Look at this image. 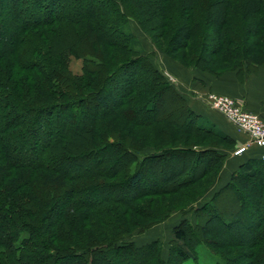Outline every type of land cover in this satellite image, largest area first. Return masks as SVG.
<instances>
[{"label":"trees","instance_id":"obj_1","mask_svg":"<svg viewBox=\"0 0 264 264\" xmlns=\"http://www.w3.org/2000/svg\"><path fill=\"white\" fill-rule=\"evenodd\" d=\"M129 18L182 66L264 68V0H0L14 30L0 141L37 139L0 150V264H264L263 150L208 193L233 139L189 108ZM172 212L192 219L164 258L157 238L130 239Z\"/></svg>","mask_w":264,"mask_h":264},{"label":"crops","instance_id":"obj_2","mask_svg":"<svg viewBox=\"0 0 264 264\" xmlns=\"http://www.w3.org/2000/svg\"><path fill=\"white\" fill-rule=\"evenodd\" d=\"M161 66L171 74V84L176 91L184 98L189 108L197 114L204 115L217 127L233 139V150L247 142L245 134L238 132L228 123L221 114L208 108L202 100V96L207 91L226 94L232 97L242 108L256 113L264 124V68L257 66L254 71L242 70L237 73L236 69L225 70L218 75H213L206 71L199 70L192 66H182L177 61L171 59L164 53L157 54L156 57ZM158 67H161L157 65ZM166 73V72H165ZM260 150L253 144L247 143L243 152L228 155L221 168L219 177L211 187L216 188L223 185L229 172L240 162L249 157H256ZM223 169V171H222Z\"/></svg>","mask_w":264,"mask_h":264},{"label":"rangeland","instance_id":"obj_3","mask_svg":"<svg viewBox=\"0 0 264 264\" xmlns=\"http://www.w3.org/2000/svg\"><path fill=\"white\" fill-rule=\"evenodd\" d=\"M77 1H80V0H77ZM76 4H77V2L75 3V5ZM128 24H129V28L131 29V31L138 38L140 45H141V48H142V52L143 53L148 52L150 60L153 62L154 65H156L155 63H156V59H157L156 58L157 54H159V53L162 54V52L150 42L147 35L139 29V27L135 21H133L131 18H129ZM212 28H213L212 26H209V28L206 29V31L211 34L213 32ZM13 31L14 30H13L12 26H8L6 28H3V30L1 29V26H0V38L11 36V34L14 33ZM157 61H158V59H157ZM157 65L161 66L159 61L157 62ZM68 66L71 70L78 71L79 66H80V60L71 55V56H69ZM156 67L159 68V70L165 75V77L167 78V80L170 83L173 82V80H171V79H173V78H171L172 77L171 74L168 71H164L166 69L163 66H161V67L156 66ZM36 68H39L38 64H37ZM40 134L41 133H39L38 135H40ZM23 138H24L23 140H17L16 138L15 139L10 138V139L1 140L0 141L1 152H3L4 154H8V155L12 154L11 149L14 148V146H12V144H13L15 146L17 145V152L25 153V151H24L25 148L27 146H29L31 143H34L37 141L35 136L31 137L29 135H25V137H23ZM232 149H233V147H231L228 150L227 149H224V150L227 151L228 155H231ZM151 150H152L151 148L145 147L143 149V152L146 153V152H150ZM223 167H224V165L222 166V168ZM222 171H223V169H222ZM213 188L214 187H210L208 190V193H210L211 192L210 190H212ZM208 193L205 195L206 197H207ZM199 201L201 202V200H199ZM183 217H186L189 220L192 219L190 212L186 213L185 215H181L179 212H172L164 221L152 226L147 231H145L141 234H136L135 232H133L130 235V239L132 241H134L137 245H139V244H142V243H144L150 239L157 238L160 241L161 254H162V257L164 258L166 251H167V247H168V241H169L170 236H171V232H170L171 228L180 218H183ZM184 264H190V261H185Z\"/></svg>","mask_w":264,"mask_h":264},{"label":"built area","instance_id":"obj_4","mask_svg":"<svg viewBox=\"0 0 264 264\" xmlns=\"http://www.w3.org/2000/svg\"><path fill=\"white\" fill-rule=\"evenodd\" d=\"M202 100L208 108L221 114L236 131L247 136V142L237 146L232 154L244 151L250 143L263 150L260 157L264 160V124L256 113L242 108L226 94L207 91Z\"/></svg>","mask_w":264,"mask_h":264}]
</instances>
